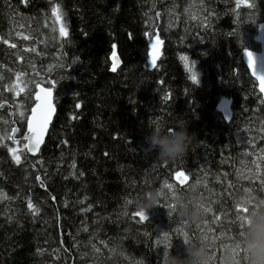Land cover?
Instances as JSON below:
<instances>
[{
    "label": "trees",
    "instance_id": "obj_1",
    "mask_svg": "<svg viewBox=\"0 0 264 264\" xmlns=\"http://www.w3.org/2000/svg\"><path fill=\"white\" fill-rule=\"evenodd\" d=\"M247 3L0 0V37L17 46L0 40V103L14 111L17 101L25 107L16 120L17 144L6 138L13 128L9 115L0 117V264H162L165 249L155 243L157 234L168 231L171 251L183 254L186 244L177 228L190 239L214 234L231 243L239 231V198L246 192L264 197V102L243 60L245 48L260 50L254 38L264 7L259 3L256 15ZM56 5L66 37L53 31ZM156 38L162 43L153 69L148 52ZM17 72L24 73L19 83L31 81L32 87L20 96L8 90L18 82ZM193 72L199 83L192 82ZM49 81L56 82V114L38 156L30 157L23 136L34 88L50 87ZM181 120L197 137L185 156L162 162L156 151H145L149 125L164 121L174 128ZM9 147L20 149L19 165ZM176 171H185L187 183L175 181ZM165 182L175 191L169 193ZM193 187L199 206L211 209L201 222L178 223L177 213L170 218L160 205L148 210L144 224L131 218L144 192L159 189L161 204L177 208V197ZM129 224L134 237L126 236ZM121 237L127 250L114 258L110 247ZM211 250L216 264L223 250Z\"/></svg>",
    "mask_w": 264,
    "mask_h": 264
},
{
    "label": "clouds",
    "instance_id": "obj_2",
    "mask_svg": "<svg viewBox=\"0 0 264 264\" xmlns=\"http://www.w3.org/2000/svg\"><path fill=\"white\" fill-rule=\"evenodd\" d=\"M150 131L145 135L146 152L156 151L157 158L162 162H172L185 156L197 139L196 134L189 131V124L178 121L174 128L161 121L149 125ZM171 129V130H169ZM163 194L159 189L144 192L136 200L138 209L148 212L161 204ZM200 197L193 187L187 193L177 197L176 213L179 218L199 223L203 219L204 210L199 206ZM242 207L248 208L245 231L237 235L231 243L225 245L221 256V264H264V197L252 192L244 193L238 200ZM127 237H134L132 224L125 228ZM169 248L164 252L162 264H213V252L205 236L189 238L183 254L174 253ZM244 255H240V250ZM127 250V239H115L110 247L114 258L123 256ZM246 257V258H245ZM145 264V262H144Z\"/></svg>",
    "mask_w": 264,
    "mask_h": 264
},
{
    "label": "snow or ice",
    "instance_id": "obj_3",
    "mask_svg": "<svg viewBox=\"0 0 264 264\" xmlns=\"http://www.w3.org/2000/svg\"><path fill=\"white\" fill-rule=\"evenodd\" d=\"M237 2L239 4V0H237ZM247 7L251 8V7H254V5H252L251 3H247ZM52 13L55 16L57 22L61 21L62 13L60 11L59 5H56L55 7L52 8ZM157 15H159V13H157ZM53 31H55V28L53 29ZM59 34L61 37L68 36V31H67L66 27L63 25V23L60 24ZM16 35L18 37H20L22 40H28L29 39V37L27 35H24L21 32H17ZM145 35H148V33L146 32ZM0 40H2V42L4 44L9 45V47H11V48L17 47L16 44H9L8 39L0 37ZM161 43H162V41L159 38H156L151 43L150 50L148 52L149 62H150V65L153 69H155V67H156L157 57L159 56V46L161 45ZM111 47L113 49V51L111 52V57H110V59L113 61L112 71H116L117 64L119 63V61L117 59L116 51L114 50L116 48V45L113 44V45H111ZM24 51L25 52L35 51V49L34 48L33 49H27L26 48V49H24ZM245 55L247 56L248 67L252 69V75L256 78V80L259 81L260 92L264 93V69L258 70L256 58H255L252 51H249L247 48H245ZM181 59L185 61V67H188V63H187L188 58L186 56H181ZM72 63L75 64L76 60L73 59ZM61 67H63V65H61ZM23 76H24L23 72H17L16 77H17L18 82L16 84L8 87V90L10 92H14L15 95H17V96H19L21 92L25 91V88L27 87V85L29 83H31V81H25V82H23L24 86L21 87L19 81H20L21 77H23ZM0 79H3V77L0 76ZM191 80L193 83H199V79H198L195 72L192 73ZM48 83L51 85L50 87H41L39 85V83L36 84L38 91L35 92V96H34L35 103L33 106H31L30 115L27 117V134H25L23 136V139L25 141H27V143L24 145V148L27 150V152L33 153V154L38 152L41 148V145L44 143L45 136L49 130V125L52 122L53 116L56 112V107H55L54 98H53L54 97V88H55L56 82L55 81H49ZM165 98L167 99V96ZM0 107H3L2 103H0ZM76 107L79 108L80 105L77 104ZM19 115L21 117H24L25 113L23 111H21L19 113ZM169 130H171V129H169ZM11 131H12V133H15L18 131V129L12 128ZM6 138L9 140H12L13 143H19L11 135L7 136ZM0 139H4V137H0ZM8 151H9V153H11L13 161L19 165L21 163V155L17 154V149L9 147ZM261 151L264 152V149H262ZM105 155H107V153H105ZM260 159H264V156H261ZM74 166L75 165H73V167ZM257 168H259V165H257ZM174 175H175V179L180 181L181 184H183L184 181H187L189 179V176L185 173V171H176ZM36 179L40 180V177L37 176ZM261 183L264 184V179L261 180ZM163 187L168 189L169 192H171L173 190V185L171 183L165 182ZM229 187H231V185H229ZM126 203L131 204L132 201L127 200ZM160 206H163L169 210L168 214H169L170 218H172L173 213L176 212V205L174 203L160 204ZM28 208L32 209L34 214L36 212H38V209L34 208V205L32 204L31 200H29V202H28ZM210 210H211L210 207L204 208V211L206 213L209 212ZM247 212H248V208L237 205V213H238L237 218L239 220V225H238V228H239L238 234L239 235H243V233L245 231ZM240 213H244V215H240ZM130 215H131V218L133 219V221H136L138 218V223H140V224H144V223L148 222V220H149V216H148L147 212H145L142 209L137 208ZM213 220L218 221L219 216H213ZM178 223H186V221L183 218H179ZM208 231H210V229ZM175 232L177 234V237L182 238L183 241L185 242V244L188 243L189 236H188L187 232H185L182 228L175 229ZM144 235L147 236L148 233L145 232ZM157 235H158V239L155 241V243L157 245L162 244L163 248L165 249V253H166L167 250L169 248H172V246H173L172 242H171L170 233L168 231H162ZM206 239H207L208 243H214L215 240L219 239V237H216L213 234L211 236V240H209L207 236H206ZM229 239H231V237H229ZM220 248L224 251L225 244L221 243ZM93 249L96 252L100 251V249L96 248L95 245H93ZM223 251H222V254H223ZM239 254L244 255V250L241 249ZM221 256L219 257V264H221ZM213 259H216L215 252H213ZM136 264H144V262L143 261H136Z\"/></svg>",
    "mask_w": 264,
    "mask_h": 264
},
{
    "label": "water",
    "instance_id": "obj_4",
    "mask_svg": "<svg viewBox=\"0 0 264 264\" xmlns=\"http://www.w3.org/2000/svg\"><path fill=\"white\" fill-rule=\"evenodd\" d=\"M263 7H264V0H263ZM263 17H264V16H263ZM254 43L260 46V50H259V51H254V50H250V49H248V50L253 52V54H254V56H255V58H256L257 68H258V70H259V69H264V22H263L262 24L259 25V28H258V31H257V35H256L255 38H254ZM117 59H118V57H117ZM243 60H244V63H245V65H246V67L248 68V71H249V73H250L252 79H254V80L257 82V84H258V91H259L260 95L262 96V100H263V102H264V93H261V92H260V89H259V81L256 80V78L252 75V69L248 67V61H247V56L245 55V50L243 51ZM118 61H119V59H118ZM119 65H120V63L117 64V67H118ZM39 85H40L41 87H48L47 85H43V84H39ZM36 91H38V88L35 86V88H34V94H33V100H34V96H35V92H36ZM54 96H55V93H54ZM53 98H54V97H53ZM34 103H35V101H34ZM2 104H3V107H0V111H4L5 109H7V110H8V115H9V117H10V121H11L12 124H13V128L18 129L17 124L14 123V120H15V111H14V109H13V106L10 105V103H8V102H4V103H2ZM54 104H55V103H54ZM55 114H56V112H55ZM55 114H54V116H53L52 122H51L50 125H49V130H50V126H51L52 123H53V120H54ZM223 114H224V117L226 118V120H229V119H230V117H231V113H230V110H229L228 107L223 108ZM29 115H30V114H29ZM49 130H48V132H47V134H46V136H45V141H46V139H47V136H48ZM26 131H27V124H26ZM18 132H19V129H18V131L15 132V133H12V132H11V136H13L14 139H15L16 141H18V140L16 139ZM23 140H24V139H23ZM24 141H25V140H24ZM45 141H44V143H45ZM11 142L13 143L12 140H11ZM26 143H27V141H25V144H26ZM44 143L41 145V148L43 147ZM13 144H17V143H13ZM41 148H40V150H41ZM40 150H39L38 152H36L35 154H33V153H29V152H27V150H26V155H27V156H30V157H37L38 154H39V152H40ZM177 181H178V180H177ZM178 182L180 183V181H178ZM184 183H185V181H184ZM184 183H183V184L180 183V184H181V185H184Z\"/></svg>",
    "mask_w": 264,
    "mask_h": 264
},
{
    "label": "rangeland",
    "instance_id": "obj_5",
    "mask_svg": "<svg viewBox=\"0 0 264 264\" xmlns=\"http://www.w3.org/2000/svg\"><path fill=\"white\" fill-rule=\"evenodd\" d=\"M252 3V5H254V10L251 8V10H253L252 12H256L257 14L256 15H258L259 14V10H257V6L259 5V3H261L263 0H250ZM253 14V13H252ZM53 29L55 28V30H57L58 32H59V27H60V24L62 23V22H57L56 20H53ZM192 75V74H191ZM20 86L21 87H23L24 86V84H21L20 83ZM32 87H31V85L30 84H28L27 85V87L25 88V91L26 90H28V89H31ZM14 93V92H13ZM24 93V91L23 92H21L20 93V95H22ZM15 94V93H14ZM34 94V93H33ZM19 95V96H20ZM15 96H17V95H15ZM19 105H21L19 108H18V106ZM226 106H228L226 103H223V105H222V107H221V109L223 110V108L224 107H226ZM15 121H14V123L15 124H17L16 123V120H18V121H21L22 120V118L23 117H21L20 115H19V113L21 112V111H23V112H25V107L23 106V104L22 103H20V102H18L17 101V103H16V107H15ZM5 112V111H4ZM1 113V116L0 117H4L5 115H8V111L6 110V113ZM10 135V134H9ZM250 148H252V146L250 145ZM17 149V154H19V152H20V149L19 148H16ZM175 181L178 183V184H180L176 179H175ZM188 181V180H187ZM187 181H185V183H187ZM174 186L175 185H173V190L171 191V192H174L175 191V189H174ZM171 192H169V193H171ZM205 236H207L208 237V239L209 238H211V234L208 236L207 234H204ZM226 238V237H225ZM225 238H221L220 240H215V242L214 243H208L209 244V247L211 248L213 245H221V243H223V244H225V245H227V243H225L224 241H222V239H225ZM209 240H211V239H209ZM208 242V241H207ZM216 257H218V256H216ZM216 264H219V261L216 263Z\"/></svg>",
    "mask_w": 264,
    "mask_h": 264
}]
</instances>
